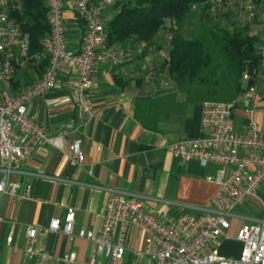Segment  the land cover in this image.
<instances>
[{"label": "crops", "instance_id": "1", "mask_svg": "<svg viewBox=\"0 0 264 264\" xmlns=\"http://www.w3.org/2000/svg\"><path fill=\"white\" fill-rule=\"evenodd\" d=\"M72 1L75 0H64L65 40L68 50L77 51L82 27L78 13L68 6ZM120 3L121 0H115L105 9L104 23L114 16ZM165 43L160 44L158 39L144 47L142 56L133 54L132 60L120 66L97 65L92 75L91 113L82 112L71 99L66 100L75 76L65 66L58 75L57 86L27 106L29 117L47 136L56 137L65 127L70 128L62 140L64 150L45 142L24 162V170L31 174L27 178L31 185L27 197L19 200L9 195L0 197V264H64L63 255L71 252L79 261L88 259L94 254V243L77 237L69 239L61 232L48 230V226L52 219H62L71 207L75 210L74 235L80 228L98 233L111 190L145 197L147 210L171 217L187 212V206L210 207L218 188L206 178L214 176L217 167L212 164L202 167L195 160L182 162L167 149L181 138L196 139L202 135L201 104L191 105L182 99L168 104L154 130L144 128L134 116L137 97L173 93L172 78L161 70L168 56ZM112 46L128 48L134 53L143 44L131 38ZM43 59L17 67L13 88L38 80L46 68L38 73L37 67ZM143 63L152 69V78L146 79ZM248 86L246 83L231 112L234 129L241 135L247 134L249 128ZM50 101H55L54 106L49 105ZM252 104L253 117L264 135V94L258 92ZM74 140L80 141L84 152L81 165L72 163L68 151ZM13 179L26 178L14 176ZM259 196L261 201L252 198L234 210L230 229L220 239V255L234 259L239 256L241 244L235 233L241 225L264 218V185ZM28 226L37 228L36 253L31 257L25 253ZM145 239L139 228L131 227L120 264H151L142 252ZM39 255L43 256L42 261Z\"/></svg>", "mask_w": 264, "mask_h": 264}, {"label": "built area", "instance_id": "2", "mask_svg": "<svg viewBox=\"0 0 264 264\" xmlns=\"http://www.w3.org/2000/svg\"><path fill=\"white\" fill-rule=\"evenodd\" d=\"M12 1L0 0V197L9 195L19 200L31 191L27 180L31 174L23 167L26 159L45 142L64 150L62 140L70 128L65 127L56 137L47 136L29 117L27 106L57 86L58 75L65 66L75 76L66 100L71 99L82 112L91 113L92 75L97 65L120 66L132 60L133 54L142 56L145 48L138 46L132 53L128 48L107 45L103 14L115 0H75L68 6L80 15L84 27L79 49L70 51L64 25L67 5L64 0H46L50 31L41 41L43 51L30 56L29 35L17 27L10 14ZM227 8L256 28L253 34L258 38V53L263 57L257 67L243 71L242 75L249 84L248 133L241 135L234 129L231 113L234 102L205 101L201 104L202 135L196 139L181 138L167 147L182 162L195 160L202 167L211 164L217 167L215 175L206 178L218 188L210 207L183 206L187 212L171 217L147 210L145 197L111 190L98 233L80 228L74 235L75 210L71 207L62 219L50 221L48 230L94 243V254L88 259L79 261L75 253H65L64 264H120L131 227L146 235L142 252L151 264H264V218L238 228L235 238L241 249L237 258L224 257L218 250L220 239L230 229L234 210L252 198L261 201L259 190L264 185V135L253 117L254 106L250 105L258 92L264 94V0H212L208 11L214 16ZM43 58H47V66L41 77L14 89L17 67ZM142 69L146 79L152 78L153 71L146 63ZM54 104L55 101L49 102ZM68 151L72 163L84 162L79 140L72 141ZM14 176L26 179L14 180ZM26 235L25 253L31 257L36 253L37 228L28 226ZM39 257L42 261L43 256Z\"/></svg>", "mask_w": 264, "mask_h": 264}, {"label": "trees", "instance_id": "3", "mask_svg": "<svg viewBox=\"0 0 264 264\" xmlns=\"http://www.w3.org/2000/svg\"><path fill=\"white\" fill-rule=\"evenodd\" d=\"M211 1L121 0L118 11L106 23L108 46L134 38L145 48L157 42L167 24L171 26L167 29L168 56L161 70L172 78L173 93L135 99L134 116L144 128L154 130L164 107L177 103L182 96L191 105L215 100L235 102L245 91L241 85L243 71L260 64L263 57L258 53L257 36L248 33L246 26L241 29L232 24L227 28L214 23L208 11ZM192 8L196 18L193 35L187 38L182 30ZM10 9L17 27L29 35V55L41 53V41L50 31L46 0H14ZM79 22L83 30L81 17ZM46 66L44 58L38 73Z\"/></svg>", "mask_w": 264, "mask_h": 264}, {"label": "rangeland", "instance_id": "4", "mask_svg": "<svg viewBox=\"0 0 264 264\" xmlns=\"http://www.w3.org/2000/svg\"><path fill=\"white\" fill-rule=\"evenodd\" d=\"M195 18H196V9L192 8V11L189 14L188 19L185 22L183 30H182L183 35L187 38H191L193 35ZM212 20L214 23H217V24L221 25L222 27L231 28L232 24H234L236 27L241 28V29L244 26H246L245 28L247 29V32L251 33V34L255 33V31H256L255 27H253L249 23L245 22L244 17L238 18L236 11L233 9L227 8V9H223V10L219 11V13L212 16ZM169 27H171L170 24H167L166 31H164L165 33L163 34L164 36H161V38H159L160 44L167 41L168 36H169V31L167 29H169ZM166 34H167V36H165ZM164 45L166 46V49H168L167 48V42ZM241 85L243 87L246 86V82L243 79H241ZM180 99H182L184 101L185 96L180 97Z\"/></svg>", "mask_w": 264, "mask_h": 264}]
</instances>
